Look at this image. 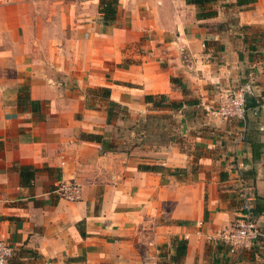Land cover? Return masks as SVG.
<instances>
[{
  "label": "crops",
  "instance_id": "1",
  "mask_svg": "<svg viewBox=\"0 0 264 264\" xmlns=\"http://www.w3.org/2000/svg\"><path fill=\"white\" fill-rule=\"evenodd\" d=\"M101 1L0 0L9 264H264V0H215L207 18L185 0H117L109 20ZM240 88L257 103L245 122L217 115ZM160 94L183 104L145 99ZM162 124L177 141L148 142ZM22 165L38 169L30 187ZM240 176L260 235L236 256L218 235ZM70 181L76 201L57 189Z\"/></svg>",
  "mask_w": 264,
  "mask_h": 264
},
{
  "label": "built area",
  "instance_id": "2",
  "mask_svg": "<svg viewBox=\"0 0 264 264\" xmlns=\"http://www.w3.org/2000/svg\"><path fill=\"white\" fill-rule=\"evenodd\" d=\"M245 90L240 88L221 97L215 113L224 118H237L244 123L247 110L244 99ZM241 165L239 164V166ZM57 189L60 195L69 201H76L81 196L80 185L73 181L60 184ZM236 194L239 201L237 217L228 228L219 233L218 238L228 246L229 252L237 256L245 249L250 248L260 233L253 215L255 200L253 189L246 178L239 177ZM199 224L202 225V222ZM197 234H200L199 230ZM185 238H188V235H185ZM13 255L12 246L0 238V264H9Z\"/></svg>",
  "mask_w": 264,
  "mask_h": 264
},
{
  "label": "trees",
  "instance_id": "3",
  "mask_svg": "<svg viewBox=\"0 0 264 264\" xmlns=\"http://www.w3.org/2000/svg\"><path fill=\"white\" fill-rule=\"evenodd\" d=\"M215 0H185L187 4H193L198 8V11L196 13V16L198 18H207L212 15H214L216 12L211 7H207L206 5L209 3L214 2ZM244 0H237V2L241 3ZM117 0H102L99 5V10L103 14L104 20H109L114 18L115 13V4ZM171 81L174 82L175 78H171ZM104 93L107 95L109 91L107 89H104ZM26 99H29L28 94L26 95ZM146 101L152 102L154 106H170L172 108H178L181 107L183 103L176 102V101H169L166 102V95L160 94V95H146L145 96ZM252 150H253V157L254 159L257 158V153H255V148L252 143ZM38 171L37 168H34L33 166L29 165H22L19 167V176H20V184L22 186H28L30 187L32 185V181L35 177L36 172ZM242 176L245 177L244 172H242ZM176 239V238H175ZM174 239V240H175ZM185 253V243L179 242L176 246V256L184 255Z\"/></svg>",
  "mask_w": 264,
  "mask_h": 264
},
{
  "label": "rangeland",
  "instance_id": "4",
  "mask_svg": "<svg viewBox=\"0 0 264 264\" xmlns=\"http://www.w3.org/2000/svg\"><path fill=\"white\" fill-rule=\"evenodd\" d=\"M124 126V125H122ZM125 133L128 134L129 131H127L126 129H124ZM153 131L156 132L157 137H150L148 138V142H153V141H157V142H164L167 143L171 140L173 141H177V137L178 135H176V131L174 129H172L169 125H164L162 124L161 127L156 126ZM175 133V134H172ZM179 140L180 137L178 138ZM146 141V140H145Z\"/></svg>",
  "mask_w": 264,
  "mask_h": 264
},
{
  "label": "water",
  "instance_id": "5",
  "mask_svg": "<svg viewBox=\"0 0 264 264\" xmlns=\"http://www.w3.org/2000/svg\"><path fill=\"white\" fill-rule=\"evenodd\" d=\"M244 99H245V105L247 108H249L252 105H257V103L255 101V97L252 95L249 88H247L244 91Z\"/></svg>",
  "mask_w": 264,
  "mask_h": 264
}]
</instances>
